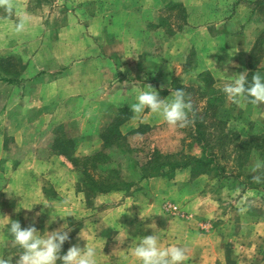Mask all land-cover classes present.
I'll return each instance as SVG.
<instances>
[{
  "label": "crops",
  "instance_id": "1",
  "mask_svg": "<svg viewBox=\"0 0 264 264\" xmlns=\"http://www.w3.org/2000/svg\"><path fill=\"white\" fill-rule=\"evenodd\" d=\"M1 62L0 215L41 235L67 223L71 240L61 254L76 239L85 245L112 238L115 264H139L132 250L139 238L155 235L162 249H185L183 264H264V214L253 225L243 215L250 227L228 235L222 228L236 216L224 212L220 194L203 191L199 181L207 175L191 167L143 179L135 145L149 133L161 154L201 158L202 149L157 114L130 110L147 85L167 100L175 85L198 89L204 77L221 94L231 76L264 77V0H6ZM220 108L242 139L264 134V103L226 98ZM112 129L115 144L108 147ZM97 154L110 158L101 172L119 170L131 185L87 201L82 170L71 159ZM238 197L239 207L244 195ZM78 206L84 208L76 212ZM4 233L0 258L15 264L21 249ZM226 246L242 257L228 263Z\"/></svg>",
  "mask_w": 264,
  "mask_h": 264
},
{
  "label": "clouds",
  "instance_id": "2",
  "mask_svg": "<svg viewBox=\"0 0 264 264\" xmlns=\"http://www.w3.org/2000/svg\"><path fill=\"white\" fill-rule=\"evenodd\" d=\"M3 3H6V0H0V4ZM22 27L23 22L17 25V30ZM147 88L148 90L137 92L135 102L130 106L134 114L139 116L147 109L157 114L169 126L184 128L188 125L191 104L186 100L183 89L171 91L170 99L166 100L161 98L151 86L147 85ZM222 92L234 104L240 105L242 101H247L257 106L264 103V77L253 75L251 81H248L244 73L231 76L223 85ZM255 167L256 169L264 168V163L258 162ZM253 179L260 182L262 178L254 176ZM15 211H19V208ZM5 228L4 235L14 247L18 246L21 249L15 264H58V262L59 264H97L96 249L88 244L83 247L79 243L72 244L64 254H61L62 246L71 240L69 233L72 229L67 223L41 235L34 225L22 228L18 220H11L7 215H0V230ZM132 255L139 264H183L187 259L183 247L169 246L163 249L158 247V238L155 235L139 238L132 250ZM0 264H9V261L0 258Z\"/></svg>",
  "mask_w": 264,
  "mask_h": 264
},
{
  "label": "trees",
  "instance_id": "3",
  "mask_svg": "<svg viewBox=\"0 0 264 264\" xmlns=\"http://www.w3.org/2000/svg\"><path fill=\"white\" fill-rule=\"evenodd\" d=\"M2 63H0V68L3 67ZM203 82L204 86L198 89L175 85V89L185 91L186 100L191 104V110L188 113L189 123L184 127V132L192 143L201 147L202 157L195 158L183 153L162 156L158 150H155L154 154L157 158L142 167L143 179L166 177L177 170L191 167L195 172L203 175H209L214 171L215 177H224L226 170L222 160L232 159L238 168L242 169L254 155H258L261 163H264V134L242 139L238 132L230 130L227 121L220 118L221 93L213 88L211 78L204 77ZM197 96L199 101L206 99V107L200 111L197 107ZM193 100L195 101L193 102ZM122 122L123 120H120L117 124ZM113 134L112 129L109 131L108 141H106L108 147L115 144ZM109 160L110 158L104 154H97L84 159H71L73 166L82 170L83 187L87 201L96 192L108 193L125 189L126 186L130 187L131 184H127L123 180L119 170L111 169L101 172L102 167L108 164ZM257 173L262 178L260 182H264V168H261ZM258 187L260 186L257 184L250 186L249 189L259 190Z\"/></svg>",
  "mask_w": 264,
  "mask_h": 264
},
{
  "label": "rangeland",
  "instance_id": "4",
  "mask_svg": "<svg viewBox=\"0 0 264 264\" xmlns=\"http://www.w3.org/2000/svg\"><path fill=\"white\" fill-rule=\"evenodd\" d=\"M112 34L115 32H111ZM6 67L10 69H12L14 71V69L16 70L18 67L13 64V63H9L6 64ZM5 78L2 74H0V85L2 84V79ZM222 95V106L224 104V102L226 101V97L224 94ZM197 98V104H198V108L199 111L202 110L203 108L206 107V99L199 101L198 96ZM195 100H193L194 102ZM220 118H222L223 120H227L228 122H230L228 118H230V112L226 109H223L220 111ZM183 128H179L180 133H182L184 136H186V133L181 132ZM230 129L234 130L236 132V128H233V124H231ZM238 132V131H237ZM262 134V133H261ZM260 135V134H258ZM257 136V135H256ZM153 135H151L150 133L148 135H146L145 137H143L142 142H139V147L137 146V144L135 145V149L136 151V155L139 157L140 163H143V165L148 164V162H152L154 161L157 157L154 154V149H153V144H154V139H153ZM186 144V143H184ZM180 153V152H178ZM175 154V153H174ZM166 156L167 154H162V156ZM258 162H261L258 155H254L252 156V158L248 161V163L244 166V168L240 169L238 168V165H236L235 162H233V160H222V164L223 166H225V172L227 173L226 176L221 177V178H215L214 173H211L207 176H203L201 177V181L199 182H203L202 184V188L203 191L205 193H208V196H215L217 194H220V197L222 199V208L223 210H225L224 212H227L226 214L228 215H232L233 217H235V220L237 221L234 224H228V226H224L222 229L223 231L228 234V235H238V233H241L242 231H245V229H248L250 227L249 223H244V221H242V217L243 215L245 217H247V213L251 215V221L253 225V222L256 220V218H258V216L264 214V182H257L256 180L253 179L254 176H258V171L261 169H256V164ZM108 165H110V162L108 163ZM107 165V166H108ZM125 166L127 167V165L125 164ZM110 168V167H109ZM108 168V169H109ZM125 171L127 172L129 175V171H127V168H124ZM127 175V174H126ZM197 176H193L192 175V180L196 179ZM259 185L260 187L259 190H253V189H249L250 186H256ZM263 186V188H261ZM234 189H236V193H231L229 194L227 192V190L232 191ZM199 190V187L197 188ZM245 190L244 192H242V190ZM251 190V191H250ZM243 193V194H241ZM129 195V193H128ZM173 195V194H172ZM242 196L244 195V199H243V203L240 202V205L238 207V204H235V200H237L236 198H239L238 196ZM167 200V199H165ZM164 200V201H165ZM239 200V199H238ZM210 204V202H209ZM84 208V206L80 207H76L75 211H81V209ZM65 208H59L60 210H63ZM241 209H244V211H241ZM233 211V212H232ZM235 211V212H234ZM81 215H75L76 218H81ZM196 218V217H195ZM194 218V219H195ZM230 221H232V218H229ZM222 222L221 221H216V223ZM75 227L76 230L80 228V220H78L75 223ZM224 233V234H225ZM82 238V237H81ZM254 239H252V244L255 243V240L258 243H262V240H258L255 237H252ZM112 238H107V240H103V241H94L92 243H89L91 241H88L87 239H85V242L88 243V245L93 246L96 249V262L97 264H115V257L114 254L112 253L111 250L114 249V243L112 241ZM112 243L113 245L109 246V244L107 243ZM229 242V240H228ZM79 243V245L81 247H83V241L80 239L75 241V244ZM66 245V244H64ZM263 248H264V241L262 244ZM112 247V248H110ZM109 248L111 250H109ZM105 249V253L103 254L101 252V250ZM230 250H232V248L230 249L229 246H226V251H227V261L228 263H234L235 261H238L239 257L242 255L239 254H233V253H229ZM118 259V258H117ZM118 264V263H116Z\"/></svg>",
  "mask_w": 264,
  "mask_h": 264
},
{
  "label": "built area",
  "instance_id": "5",
  "mask_svg": "<svg viewBox=\"0 0 264 264\" xmlns=\"http://www.w3.org/2000/svg\"><path fill=\"white\" fill-rule=\"evenodd\" d=\"M169 209L176 210V208L175 207H172V206H169Z\"/></svg>",
  "mask_w": 264,
  "mask_h": 264
}]
</instances>
